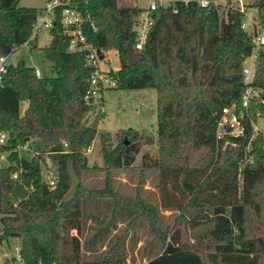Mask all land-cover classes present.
I'll list each match as a JSON object with an SVG mask.
<instances>
[{
  "label": "trees",
  "instance_id": "trees-1",
  "mask_svg": "<svg viewBox=\"0 0 264 264\" xmlns=\"http://www.w3.org/2000/svg\"><path fill=\"white\" fill-rule=\"evenodd\" d=\"M62 1L67 5L55 9L49 29L55 44L51 47L50 41L43 48L51 75L37 77L34 67L20 59L8 66L0 82V131L7 134L0 147L9 162L0 168V243L18 244L24 264H128L136 235L128 245L118 235L101 249L109 228L98 209L106 203L118 208L111 223L117 217L127 225H143L144 220L156 242L145 240L150 242L148 250L142 247L148 260L139 263L132 256L131 264H264V137H253L248 124L242 136H215L221 109L238 102L246 87L243 66L251 54L249 85L264 98V43L253 45L250 31L242 27L244 13L221 4L201 7L198 0L159 4L150 12L141 49H135L140 59L130 64L127 51L136 42L141 8L123 0ZM18 2L0 0L3 55L37 39L34 25L42 8ZM65 6L82 14V31L91 46L116 50L114 88L156 90L158 153H143L140 171L157 169L158 202L113 187L114 171L130 169L141 146L153 143L152 136L131 128L120 131L116 144L103 153L101 185L80 181L82 170L89 168L84 151L97 133L83 123L91 108L83 94L92 67L85 51H68L69 38L59 20ZM248 7L256 8L255 17L264 27V0ZM252 108L264 112V105ZM36 140L41 144L38 154L27 158L16 150L26 141L38 147ZM42 154L52 158L57 174L47 193L42 190ZM69 163L79 182L60 203L70 190ZM19 184L28 191L23 199ZM163 210L177 212L172 225H162ZM88 219L92 226L87 230Z\"/></svg>",
  "mask_w": 264,
  "mask_h": 264
},
{
  "label": "rangeland",
  "instance_id": "rangeland-1",
  "mask_svg": "<svg viewBox=\"0 0 264 264\" xmlns=\"http://www.w3.org/2000/svg\"><path fill=\"white\" fill-rule=\"evenodd\" d=\"M48 0H19L18 6L21 7H36L43 8ZM174 0H160L163 6L169 5ZM222 6L227 4V0H219ZM126 4L138 6L142 9V12L148 7L150 0H123ZM254 0H235L232 3H228L230 6L243 5L245 11L251 16H256V8L248 7L253 4ZM248 31L250 29L248 28ZM35 33V31H34ZM37 39L33 45L23 44L9 54L8 63L16 64V62L22 59L28 66L39 68L42 76L51 75V67L45 60L43 54V48L46 47L50 41L51 36L49 29L42 27L37 32ZM106 56L102 67L104 69L118 67L119 61L116 50H107L103 52ZM26 104L23 102L20 105V111L25 108ZM90 113L85 117L83 123L90 125L93 121L95 114H99L97 126L95 128L96 136L91 143V151H84L87 157L88 169L82 170L80 181L83 185L98 187L101 182L97 179L96 175L99 171H103L97 163L103 161V153L109 151L117 142V134L120 131L134 129L144 136H152V144H143L140 152L137 154L135 162L130 169L116 170L112 174L113 187L123 192H129L133 194H139V196L146 198L153 202H158V190L157 180L158 171L156 168H150L140 171V162L143 153H148L151 157H154L158 153L157 149V111H156V90L153 88H141V89H117L109 88L103 92V101L100 106L89 110ZM257 124L260 129H264V116L259 118ZM39 144V146H38ZM36 145H31L30 150L19 149L20 155L30 158L40 152L41 144L39 140H36ZM41 159L43 162L41 166V180L46 181L47 174L45 168L50 167L51 170L55 167L52 158L49 155L42 154ZM0 162L3 165L7 164V152L1 150L0 147ZM101 169V170H100ZM54 171V170H53ZM56 175L57 180V174ZM115 174L117 175L115 178ZM94 176V177H93ZM96 177V179H95ZM123 178L126 181L123 182ZM101 181V180H100ZM137 187V190L135 188ZM175 211L163 210L161 211L162 225H172L175 216ZM124 228V227H123ZM71 233L75 235L74 229ZM135 234V231H134ZM136 236L142 238V240H149L151 238V232L147 228L146 222L143 220V225H139L136 229ZM15 242V241H13ZM5 242L0 243V264H9L5 259V252H10L11 244Z\"/></svg>",
  "mask_w": 264,
  "mask_h": 264
},
{
  "label": "built area",
  "instance_id": "built-area-1",
  "mask_svg": "<svg viewBox=\"0 0 264 264\" xmlns=\"http://www.w3.org/2000/svg\"><path fill=\"white\" fill-rule=\"evenodd\" d=\"M185 2L189 0H183ZM235 0H227L228 3H232ZM201 7H207L208 5H218L221 4L219 0H198ZM161 4L160 0H150L148 7L142 12L141 16H138L135 28L137 30V38L133 49H141L145 35L151 25L150 12L155 10L158 5ZM60 5H67V2L62 0H48L41 12L36 18V23L34 25V34H37L42 27L50 29L53 25V20L55 16V9ZM229 6V5H228ZM231 6V5H230ZM233 7V6H231ZM235 9L244 13V19L242 22V27L246 30L250 29L251 42L255 47H259L264 43V27L258 24L255 16L248 14L243 5L235 6ZM60 26L61 32L64 36L69 38L68 51H85V56L88 64L92 67V73L88 82V86L83 94V100L92 109L100 106L103 101V92L106 89L114 88L116 86V81L113 74L118 70V68L112 67L104 69L101 64L106 60V56L103 52V58H100V54L97 53V49L91 46L87 41L86 37L82 31V14L74 7L65 6L60 11ZM24 44L28 45V42ZM9 55L0 54V82L3 74L6 73L8 66ZM254 59L255 55L251 54L244 61L243 66V79L246 85L240 99L238 102H233L228 106L221 109L219 114L215 136L216 140H220L224 136L238 137L245 134L247 129V124L250 126L252 131V136L262 135L264 137V129H260L257 121L259 118L264 116V112L260 109L253 110V105L260 104L264 105V98L261 97V90L252 87L250 84L253 77L254 69ZM34 72L37 77H41V72L39 68L34 67ZM253 111V115H252ZM90 113L88 110L83 117ZM7 140V134L0 131V146L4 145ZM64 145H66L64 143ZM31 142L26 141L23 144H19L16 150L24 149L30 150ZM247 161L251 160V156L246 157ZM9 165L8 159L7 164L3 165L0 162V168ZM47 179L43 181L48 188H53L56 185V175L55 171L51 170L50 167L45 168ZM12 179L18 181V172H13L11 174ZM75 233V229H74ZM76 235V234H75ZM5 259L9 264H24L23 257L20 252V247L18 244H13L11 246L10 252H5Z\"/></svg>",
  "mask_w": 264,
  "mask_h": 264
},
{
  "label": "crops",
  "instance_id": "crops-1",
  "mask_svg": "<svg viewBox=\"0 0 264 264\" xmlns=\"http://www.w3.org/2000/svg\"><path fill=\"white\" fill-rule=\"evenodd\" d=\"M116 68H119L116 67ZM24 110V109H23ZM23 110L21 111V113L23 112ZM88 152L91 151V145L90 147L87 149ZM97 166H99V168H102L103 166V161H100L97 163ZM101 170V169H100ZM117 175L115 174V178ZM94 177V176H93ZM97 179L99 180V182H101L100 180L102 179L103 177V171H99V173H97L96 175ZM95 177V179H96ZM126 181V179L123 178V182ZM118 208L117 207H113V206H108L106 203L102 204L101 206H99V209L98 211L100 212L101 214V221H103V224L105 225H108V228H109V231H108V234L107 236L105 237V241L103 243V246H102V250L105 248L107 242L112 238L114 239V237L118 236V235H121L122 234V237L124 238V242H125V245H128L129 244V241L131 240V238L133 237V235H136V229L138 228L139 224L136 223H133L131 225H127L126 222H123L121 220L120 217H117L116 221L114 223H111L110 222V219H113V216L114 214H116V210ZM115 217V216H114ZM92 226V221L91 219H88L87 220V230L89 228H91ZM124 227V228H123ZM134 231H135V234H134ZM75 234H77V231L75 230ZM136 237V236H135ZM137 242H136V246H135V249L133 250V253L131 252H128V257H127V262L128 264H131V261H130V257H134L136 259L137 262L141 263V262H146L148 260V252L146 254V252L143 250V246L147 245V250L149 248V243L152 241V242H155L154 239L152 240L151 238L149 239L150 242L149 243H146L145 244V240H142V238H140L139 236H137ZM156 243V242H155ZM159 245V243H157ZM146 250V251H147ZM145 252V253H144ZM142 256V257H141ZM142 258V260H141Z\"/></svg>",
  "mask_w": 264,
  "mask_h": 264
},
{
  "label": "water",
  "instance_id": "water-1",
  "mask_svg": "<svg viewBox=\"0 0 264 264\" xmlns=\"http://www.w3.org/2000/svg\"><path fill=\"white\" fill-rule=\"evenodd\" d=\"M54 44H55V39H52L51 40V47H53ZM97 53L100 54V58H103V54H101L100 50H97ZM127 57H128L130 64H135L140 59L139 53L137 51H135L131 45L128 46ZM98 119H99V114H95L93 121L90 123L89 126L93 129H95L97 126V123H98ZM51 138H52L54 144L59 143V138L57 136H55L54 134H51ZM67 172H68L69 179H70V190L62 197L60 203L63 202L64 200H66L68 197H70L74 193L76 186L79 182V178L77 176V173L75 172V169L71 163H69L67 165ZM42 190L44 193H47L49 191V188L47 187V185L43 184ZM18 193H19V198L23 199L27 195L28 191L21 184H19L18 185Z\"/></svg>",
  "mask_w": 264,
  "mask_h": 264
}]
</instances>
